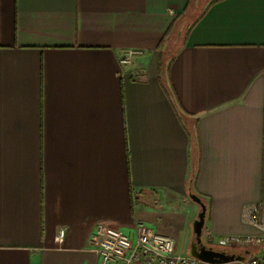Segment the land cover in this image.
<instances>
[{"label":"crops","instance_id":"crops-1","mask_svg":"<svg viewBox=\"0 0 264 264\" xmlns=\"http://www.w3.org/2000/svg\"><path fill=\"white\" fill-rule=\"evenodd\" d=\"M189 194L264 249V0H0V264H95L98 225L188 254Z\"/></svg>","mask_w":264,"mask_h":264},{"label":"built area","instance_id":"built-area-1","mask_svg":"<svg viewBox=\"0 0 264 264\" xmlns=\"http://www.w3.org/2000/svg\"><path fill=\"white\" fill-rule=\"evenodd\" d=\"M140 55L141 52L137 50L125 52L119 60L120 66H130ZM245 219L249 224L262 228L258 206L248 208ZM64 234L65 229L59 228L56 240L61 242ZM93 240L95 245L92 251L98 257L95 264H210L189 254L179 253L174 240L160 235L144 224H137L130 231L109 225H98ZM261 242V239L257 237L225 236L220 238L218 245L246 248L259 245ZM237 264H264V249Z\"/></svg>","mask_w":264,"mask_h":264},{"label":"water","instance_id":"water-1","mask_svg":"<svg viewBox=\"0 0 264 264\" xmlns=\"http://www.w3.org/2000/svg\"><path fill=\"white\" fill-rule=\"evenodd\" d=\"M189 198L192 202L199 206L200 211L196 220L192 224L194 241L190 245L188 254L210 264L243 262L245 260V256H236L234 254H228L224 251H217L212 247H208L203 244L202 236L206 217V207L196 195L189 194Z\"/></svg>","mask_w":264,"mask_h":264},{"label":"rangeland","instance_id":"rangeland-1","mask_svg":"<svg viewBox=\"0 0 264 264\" xmlns=\"http://www.w3.org/2000/svg\"><path fill=\"white\" fill-rule=\"evenodd\" d=\"M200 2H199V4H198V7L194 10V13L192 14V16H190V17H188L187 18V22H190V21H192V19L195 17V15H197L198 13H199V9H200ZM179 33H180V31L178 30V32H177V36L179 35ZM178 39L179 38H177L175 41H178ZM173 44V43H172ZM178 46V42H175L173 45H172V50H174V49H176V47ZM191 234H192V236H193V233L191 232ZM194 237V236H193ZM202 242H203V244L204 245H206V246H208L209 247V245H208V243H207V241H206V239H205V237L204 236H202ZM213 248H215V249H217V250H222V249H224V250H226V251H228V252H236V253H245V252H243L242 250H240V249H238V248H229V247H213ZM180 252V251H179ZM180 253H182V252H180ZM241 256H244V255H241ZM248 258V255H245V259H247ZM229 264H237V262H233V263H229Z\"/></svg>","mask_w":264,"mask_h":264},{"label":"trees","instance_id":"trees-1","mask_svg":"<svg viewBox=\"0 0 264 264\" xmlns=\"http://www.w3.org/2000/svg\"><path fill=\"white\" fill-rule=\"evenodd\" d=\"M195 176H196V174H195V169H194V167H192V170H191V172H190V176H189V180H188V188H190L191 186H192V183H193V181H194V179H195ZM194 195H196V194H194ZM197 196V195H196ZM200 200H201V202L205 205V207H206V202L204 201V200H202L199 196H197ZM207 212V211H206ZM213 248V247H212ZM214 250H217V249H215V248H213ZM217 251H224V252H226V253H228V254H234V255H236V256H241V255H244L245 256V253H236V252H228V251H226V250H224V249H222V250H217ZM244 252V251H243ZM249 254V256L250 255H252L250 252L248 253Z\"/></svg>","mask_w":264,"mask_h":264}]
</instances>
